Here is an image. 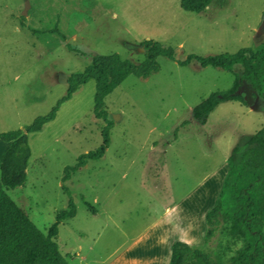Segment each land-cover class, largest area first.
<instances>
[{
  "label": "rangeland",
  "instance_id": "obj_1",
  "mask_svg": "<svg viewBox=\"0 0 264 264\" xmlns=\"http://www.w3.org/2000/svg\"><path fill=\"white\" fill-rule=\"evenodd\" d=\"M27 1L0 0L2 132L47 113L65 94L68 76L83 71L94 54L140 62L144 39L175 47L177 59L264 46V0H212L200 13L184 10L180 0ZM157 61V72L128 75L105 97L110 143L65 182L76 213L59 224L56 242L71 264H78L77 248L84 264H102L133 240L117 264H168L177 240L213 256L223 252L220 233L205 243L204 216L216 201L232 146L264 125V100L257 97L251 106L222 101L199 123L192 107L229 88L233 75L194 61ZM94 92L90 79L52 121L28 134L26 183L7 191L44 233L67 209L64 167L102 143Z\"/></svg>",
  "mask_w": 264,
  "mask_h": 264
},
{
  "label": "trees",
  "instance_id": "obj_2",
  "mask_svg": "<svg viewBox=\"0 0 264 264\" xmlns=\"http://www.w3.org/2000/svg\"><path fill=\"white\" fill-rule=\"evenodd\" d=\"M211 1L180 0V6L186 11L200 13ZM139 46L144 48L140 62L118 53L92 55L83 71L68 76L65 94L47 113L35 117L22 129L0 131V139L8 143L0 155V264H70L56 242L61 221L76 213V205L65 182L88 160L99 159L105 153L113 126L105 109V97L128 75L146 78L157 72L160 56L177 60L180 65L194 61L203 67L230 72L233 82L229 88L211 92L192 107V118L202 124L222 101H238L251 106L257 97L264 100V46L241 47L235 52L206 56L188 54L185 59H177L175 47L152 39L142 40ZM90 79L95 81L93 114L104 121L102 143L96 149L80 154L74 164L64 167L61 187L68 196L67 209L56 215L44 233L7 191L26 183V168L31 156L28 134L40 131L52 121L62 103L70 100ZM226 163L227 171L216 201L204 216L205 243L218 232L226 240L223 252L213 256L203 246L177 240L172 244L168 264H264V125L243 142L232 146ZM91 211H95L94 208Z\"/></svg>",
  "mask_w": 264,
  "mask_h": 264
},
{
  "label": "crops",
  "instance_id": "obj_3",
  "mask_svg": "<svg viewBox=\"0 0 264 264\" xmlns=\"http://www.w3.org/2000/svg\"><path fill=\"white\" fill-rule=\"evenodd\" d=\"M4 142V141H3ZM8 146V143L7 142H5L4 143V145H2L1 143H0V155H1V153L5 150V148ZM230 153V152H229ZM229 155V154H228ZM227 159V158H226ZM220 190V189H219ZM67 219V218H66ZM65 221V219L64 220H62L61 221V224L63 223ZM59 232V231H58ZM137 241V240H136ZM136 241L135 240H133V242H131V244L127 247V248H125L124 250H122L119 254H118V252L115 254L116 256L114 257V258H111V259H108V260H105L104 262H102V264H117V261L121 258V256L122 255H124V253L125 252H128L129 251V249L131 248V247H133V246H135V243H136ZM187 243V242H186ZM80 251H81V248H77V251H76V256H78L79 257V261H78V264H84V262L85 261H87V258L84 256V255H82L81 253H80ZM72 259V258H71ZM70 259V260H71ZM68 260V259H67ZM69 261V260H68ZM69 263L71 264V262L69 261Z\"/></svg>",
  "mask_w": 264,
  "mask_h": 264
},
{
  "label": "water",
  "instance_id": "obj_4",
  "mask_svg": "<svg viewBox=\"0 0 264 264\" xmlns=\"http://www.w3.org/2000/svg\"><path fill=\"white\" fill-rule=\"evenodd\" d=\"M26 2H28L27 0H26ZM28 4V3H27ZM25 12V11H24ZM140 48V50L141 51H144V48L141 46V47H139Z\"/></svg>",
  "mask_w": 264,
  "mask_h": 264
}]
</instances>
